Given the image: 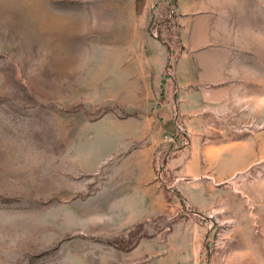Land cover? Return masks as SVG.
Masks as SVG:
<instances>
[{
	"label": "rangeland",
	"instance_id": "374dc122",
	"mask_svg": "<svg viewBox=\"0 0 264 264\" xmlns=\"http://www.w3.org/2000/svg\"><path fill=\"white\" fill-rule=\"evenodd\" d=\"M0 264H264V0H0Z\"/></svg>",
	"mask_w": 264,
	"mask_h": 264
},
{
	"label": "crops",
	"instance_id": "0c3cea01",
	"mask_svg": "<svg viewBox=\"0 0 264 264\" xmlns=\"http://www.w3.org/2000/svg\"><path fill=\"white\" fill-rule=\"evenodd\" d=\"M183 17V23L180 24L184 30V34H180L183 57L180 55L175 63V73L180 67L184 70L181 80L184 89L190 88L193 92L192 88L196 86H217L216 94L227 99L232 92L228 39L222 36L223 39L217 44L214 16ZM222 35L226 34L223 32Z\"/></svg>",
	"mask_w": 264,
	"mask_h": 264
},
{
	"label": "trees",
	"instance_id": "16d2710c",
	"mask_svg": "<svg viewBox=\"0 0 264 264\" xmlns=\"http://www.w3.org/2000/svg\"><path fill=\"white\" fill-rule=\"evenodd\" d=\"M160 1V0H159ZM168 79H169V77H167V76H164L163 78H162V86H165V83L168 81ZM175 97H177V94L175 93Z\"/></svg>",
	"mask_w": 264,
	"mask_h": 264
}]
</instances>
